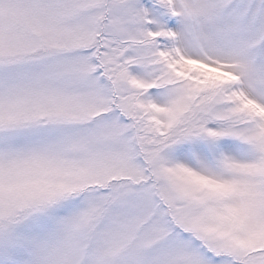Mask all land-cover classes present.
<instances>
[{
  "label": "snow or ice",
  "instance_id": "1",
  "mask_svg": "<svg viewBox=\"0 0 264 264\" xmlns=\"http://www.w3.org/2000/svg\"><path fill=\"white\" fill-rule=\"evenodd\" d=\"M0 264H264V0H0Z\"/></svg>",
  "mask_w": 264,
  "mask_h": 264
}]
</instances>
